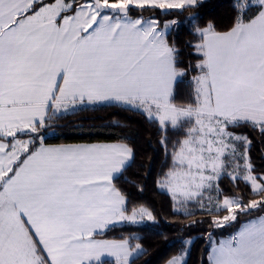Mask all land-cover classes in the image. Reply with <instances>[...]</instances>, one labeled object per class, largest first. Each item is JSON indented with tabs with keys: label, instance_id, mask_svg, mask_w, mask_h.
<instances>
[{
	"label": "snow or ice",
	"instance_id": "obj_1",
	"mask_svg": "<svg viewBox=\"0 0 264 264\" xmlns=\"http://www.w3.org/2000/svg\"><path fill=\"white\" fill-rule=\"evenodd\" d=\"M202 2L0 0V264H102L103 254L130 264L143 254L128 238L96 239L123 222L145 216L155 222L143 205L129 213L113 183L133 149L44 143L42 130L86 104L127 106L161 130L183 132L172 166L157 182L171 194L175 213L204 212L222 228L264 212V172L253 163V140L234 131L250 129L264 144V0H233L225 31L194 25L200 39L192 47L202 58L186 104L174 102V85L187 71L178 67L180 49L168 39L178 22L162 29L156 18L132 16L134 10L183 12ZM224 178L235 188L243 182L255 198L224 195ZM208 238V264H264V215L219 242L211 233ZM188 251L166 264H186Z\"/></svg>",
	"mask_w": 264,
	"mask_h": 264
},
{
	"label": "trees",
	"instance_id": "obj_2",
	"mask_svg": "<svg viewBox=\"0 0 264 264\" xmlns=\"http://www.w3.org/2000/svg\"><path fill=\"white\" fill-rule=\"evenodd\" d=\"M233 0H203L202 4L181 12L172 10L144 11L134 10L132 16L143 15L145 18H156L163 25L170 19L178 23L169 32V41H175L180 49L179 68L186 69V74L179 78L174 86V102L186 104L191 100L193 88L192 77L197 74L196 62L201 59L192 47L200 37L194 33V25L204 27L213 23L217 31H225L231 26L233 18ZM192 13H198L196 21L190 22ZM44 143H77L95 141H122L133 149V160L114 179V184L127 198L129 213L133 207L143 205L153 213L155 222L131 224L121 223L99 232L97 236L114 239H129L132 246L139 243L144 252L130 260V264H166L176 255L185 239H192L186 256V264H208L207 255L211 250L212 240L234 233L244 222L264 214L253 212L240 216L236 222L225 227H213L207 213L195 212L185 217L173 210L171 194L158 186L164 174L172 166V153L182 131L169 127L161 130L157 122L150 121L140 110L119 105H83L75 113H68L54 119L44 130ZM248 135L253 140L251 156L257 172H264V144L258 143V133L250 129H234ZM164 139V142L162 141ZM224 195L243 193L245 199L255 198L250 195L247 186L240 182L239 188L233 187L228 178L221 182ZM190 207L195 208L196 205ZM224 213V212H221ZM221 213H213L220 215ZM192 220L202 221L193 226H185ZM102 264H116V261L105 259ZM95 264V263H94Z\"/></svg>",
	"mask_w": 264,
	"mask_h": 264
},
{
	"label": "crops",
	"instance_id": "obj_3",
	"mask_svg": "<svg viewBox=\"0 0 264 264\" xmlns=\"http://www.w3.org/2000/svg\"><path fill=\"white\" fill-rule=\"evenodd\" d=\"M162 26L163 25H161L160 24V27L162 28ZM170 32V31H169ZM175 86V85H174ZM117 143H125V142H122V141H95V142H77V143H54V144H46V145H49V146H59V145H77V144H117ZM127 144V143H126ZM128 145V144H127ZM130 147V146H129ZM133 156H134V154H133ZM132 160H133V158H132ZM132 160L129 162V164L132 162ZM119 175V174H118ZM117 175V176H118ZM113 183H114V181H113ZM262 215H264V214H262ZM255 218V217H254ZM123 223H129V222H123ZM245 223V222H244ZM239 229V228H238ZM237 229V230H238ZM236 230V231H237ZM235 231V232H236ZM234 232V233H235ZM233 234V233H232ZM232 234H230V235H227V236H224V237H222L221 239H226V238H228L229 236H231ZM96 239H104V240H121V239H114V238H104V237H100V236H97L96 235ZM220 239V240H221ZM219 240V241H220ZM218 241V242H219ZM131 244V243H130ZM135 246V245H134ZM211 251V250H210ZM134 256H136V255H133L132 257H130L129 258V261L134 257ZM105 259H109V260H114V261H116V258L114 257V256H110V255H108V254H103L102 256H101V261L102 260H105ZM95 263V262H94Z\"/></svg>",
	"mask_w": 264,
	"mask_h": 264
},
{
	"label": "rangeland",
	"instance_id": "obj_4",
	"mask_svg": "<svg viewBox=\"0 0 264 264\" xmlns=\"http://www.w3.org/2000/svg\"><path fill=\"white\" fill-rule=\"evenodd\" d=\"M171 20H175V19H170V20H168V21H171ZM166 22H167V21H166ZM164 24H165V23H164ZM164 24H163V26H162V29H163V27H164ZM173 27H174V26H173ZM173 27H172V28H173ZM172 28H171V29H172ZM171 29H170V31H171ZM146 208H147V207H146ZM150 211H151V210H150ZM225 214H226V213H221L220 215L223 216V215H225ZM138 219H139V217H138ZM146 221H149V220H148L147 217L145 216L144 220H143L142 222H140V223H143V222H146ZM187 240H191V242H192V239H190V238L185 239L184 241H187ZM184 241H183V244H182L181 249H182V248H185V247L189 249L191 243L188 244V245H185V244H184ZM181 249H180V250H181Z\"/></svg>",
	"mask_w": 264,
	"mask_h": 264
}]
</instances>
